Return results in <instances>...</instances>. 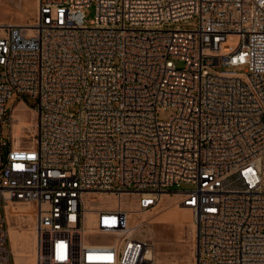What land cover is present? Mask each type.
<instances>
[{
	"label": "built area",
	"instance_id": "2783aa9c",
	"mask_svg": "<svg viewBox=\"0 0 264 264\" xmlns=\"http://www.w3.org/2000/svg\"><path fill=\"white\" fill-rule=\"evenodd\" d=\"M14 93L29 145L3 137ZM178 191L195 264H264V0H37L33 23L0 25V264L16 202L34 264H156L131 214Z\"/></svg>",
	"mask_w": 264,
	"mask_h": 264
},
{
	"label": "rangeland",
	"instance_id": "374dc122",
	"mask_svg": "<svg viewBox=\"0 0 264 264\" xmlns=\"http://www.w3.org/2000/svg\"><path fill=\"white\" fill-rule=\"evenodd\" d=\"M37 0H0V23H32L35 19ZM94 15V9L87 11L88 19ZM174 27L192 28L197 26V19H189L176 22ZM179 66L183 62H178ZM18 95L14 93L7 101V111L10 112L16 105V118L22 122L30 123L23 128L22 136L19 137L21 145H29L36 133L37 113L34 108L24 102L17 103ZM24 100L30 105L36 104V99L29 94L23 95ZM174 109L172 107L161 110L159 117L167 119ZM3 137L9 139L10 132L13 142L17 138L13 134V127L8 121L2 125ZM8 146L4 147L6 154ZM193 186L182 183L180 187L173 186L170 190L189 189ZM176 197V198H175ZM109 199V198H108ZM108 200L107 202H109ZM176 201V202H175ZM177 195L167 193L163 196L160 204L153 210L147 211L149 218L141 226L140 234L149 237L154 243V257L156 264H195V230L192 213L187 209L188 218L183 222L172 219V208L179 206ZM170 214V215H169ZM169 217V218H168ZM33 207L23 202H16L8 209V232L11 239L12 251L16 264H34V232H33ZM99 242H107L105 236L91 237Z\"/></svg>",
	"mask_w": 264,
	"mask_h": 264
},
{
	"label": "bare ground",
	"instance_id": "6f19581e",
	"mask_svg": "<svg viewBox=\"0 0 264 264\" xmlns=\"http://www.w3.org/2000/svg\"><path fill=\"white\" fill-rule=\"evenodd\" d=\"M4 24L5 23H0V25H4ZM13 24L29 25L31 23L21 22V23H13ZM15 112H16V107H15V110H14V118H13L14 120H13L12 127H13V134L17 138V140H15L14 144L16 146H18V145H21L20 142H19V137L22 136L23 128L26 127L27 125H29L30 123L20 121L18 118H16L17 115L15 114ZM179 193L180 192L178 191L175 194V195H177V199L179 197ZM164 195H167V192L162 194L161 200L163 199V196ZM187 209H189V208L183 207L182 205L175 206L174 208H172V210L170 212V214L172 216V219L175 218V219H177V221L183 222L184 220H186L188 218V213L186 211ZM133 210H135V209H133ZM131 215H132V218H133V223H135V224H142V225H144V223H146L147 222V219L150 217L147 212H142L141 213V212L133 211ZM33 220H34V214H33ZM194 229H195V227H194ZM153 256H154V254H153Z\"/></svg>",
	"mask_w": 264,
	"mask_h": 264
}]
</instances>
